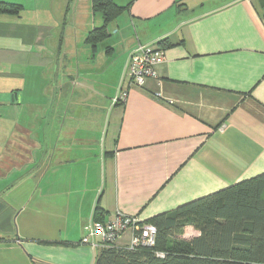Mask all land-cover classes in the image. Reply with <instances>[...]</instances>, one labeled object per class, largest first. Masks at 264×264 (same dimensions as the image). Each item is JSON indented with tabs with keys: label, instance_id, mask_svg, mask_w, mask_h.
Segmentation results:
<instances>
[{
	"label": "crops",
	"instance_id": "obj_1",
	"mask_svg": "<svg viewBox=\"0 0 264 264\" xmlns=\"http://www.w3.org/2000/svg\"><path fill=\"white\" fill-rule=\"evenodd\" d=\"M114 1L93 47L91 0H0L23 7L0 14V264H95L94 221L148 223L264 173V0ZM148 45L164 58L133 86Z\"/></svg>",
	"mask_w": 264,
	"mask_h": 264
},
{
	"label": "trees",
	"instance_id": "obj_2",
	"mask_svg": "<svg viewBox=\"0 0 264 264\" xmlns=\"http://www.w3.org/2000/svg\"><path fill=\"white\" fill-rule=\"evenodd\" d=\"M91 3L94 13L102 14L104 19L87 39L96 47L109 37V24L125 8L114 0ZM22 9L21 5L0 2V14L19 15ZM98 214L101 209H97ZM148 223L158 230L154 246L104 248L98 252L95 264H264V173ZM187 228H193L199 236L185 238Z\"/></svg>",
	"mask_w": 264,
	"mask_h": 264
},
{
	"label": "built area",
	"instance_id": "obj_3",
	"mask_svg": "<svg viewBox=\"0 0 264 264\" xmlns=\"http://www.w3.org/2000/svg\"><path fill=\"white\" fill-rule=\"evenodd\" d=\"M164 58V51L152 46H140L131 55L127 75L133 86L143 87L149 79L157 77L156 67ZM125 93L122 97L125 98ZM81 244L95 250L118 246L123 235L132 231V239L126 247L135 249L141 246L152 247L156 244L157 228L137 216L118 213L107 221H94L86 228Z\"/></svg>",
	"mask_w": 264,
	"mask_h": 264
},
{
	"label": "rangeland",
	"instance_id": "obj_4",
	"mask_svg": "<svg viewBox=\"0 0 264 264\" xmlns=\"http://www.w3.org/2000/svg\"><path fill=\"white\" fill-rule=\"evenodd\" d=\"M106 41V40H105ZM104 42V41H103ZM191 235H193V231L192 230H190L189 232H188V236H191Z\"/></svg>",
	"mask_w": 264,
	"mask_h": 264
}]
</instances>
